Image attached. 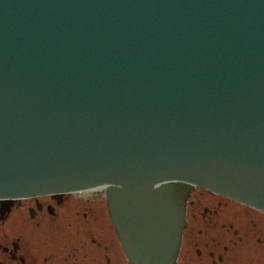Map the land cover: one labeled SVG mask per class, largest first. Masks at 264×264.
I'll return each mask as SVG.
<instances>
[{
  "label": "water",
  "instance_id": "95a60500",
  "mask_svg": "<svg viewBox=\"0 0 264 264\" xmlns=\"http://www.w3.org/2000/svg\"><path fill=\"white\" fill-rule=\"evenodd\" d=\"M98 185L130 264L193 186L264 211V0H0V200Z\"/></svg>",
  "mask_w": 264,
  "mask_h": 264
},
{
  "label": "flooded vegetation",
  "instance_id": "af4514ba",
  "mask_svg": "<svg viewBox=\"0 0 264 264\" xmlns=\"http://www.w3.org/2000/svg\"><path fill=\"white\" fill-rule=\"evenodd\" d=\"M0 264L130 263L93 186L0 200ZM173 264H264V211L192 187Z\"/></svg>",
  "mask_w": 264,
  "mask_h": 264
},
{
  "label": "bare ground",
  "instance_id": "6f19581e",
  "mask_svg": "<svg viewBox=\"0 0 264 264\" xmlns=\"http://www.w3.org/2000/svg\"><path fill=\"white\" fill-rule=\"evenodd\" d=\"M55 195V194H54ZM58 196V195H57ZM59 201V200H58Z\"/></svg>",
  "mask_w": 264,
  "mask_h": 264
}]
</instances>
